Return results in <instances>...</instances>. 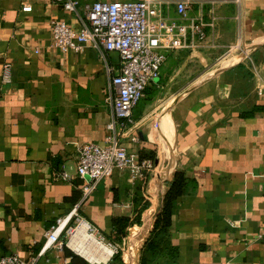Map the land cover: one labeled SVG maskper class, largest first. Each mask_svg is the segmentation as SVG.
I'll use <instances>...</instances> for the list:
<instances>
[{
	"label": "crops",
	"instance_id": "0c3cea01",
	"mask_svg": "<svg viewBox=\"0 0 264 264\" xmlns=\"http://www.w3.org/2000/svg\"><path fill=\"white\" fill-rule=\"evenodd\" d=\"M90 1L77 0L79 15ZM199 13L202 45L167 52L151 83L167 96L153 92L136 114L135 104L131 123L120 130L127 152L154 151V176L150 169L131 180L127 170L114 169L84 194L86 181L75 173L76 151L82 143L104 144L109 120L104 64L116 68L117 55L104 52L103 61L88 44L78 52L54 48L49 19L79 27L76 14L56 0H0V73L1 64L10 63L8 81L0 77V257L94 264L70 241L40 251L48 227L76 206L78 217L115 247L113 220L127 219L128 231L132 219L143 215L139 230L147 229L154 177H163L164 193L179 170L185 191L171 201L165 233L146 242L151 251L142 253L143 264H264V111L241 116L264 106V0H190L185 19ZM161 14L174 18V4L162 3ZM237 39L249 60L227 57V46ZM163 112L169 118L164 131L156 122ZM61 170L66 179L56 177ZM147 238L125 253L126 264H135L143 239L139 264Z\"/></svg>",
	"mask_w": 264,
	"mask_h": 264
},
{
	"label": "built area",
	"instance_id": "2783aa9c",
	"mask_svg": "<svg viewBox=\"0 0 264 264\" xmlns=\"http://www.w3.org/2000/svg\"><path fill=\"white\" fill-rule=\"evenodd\" d=\"M56 1L63 10L76 14L79 27L74 29L61 19H49L47 28L54 48L61 52H78L88 44L103 61L104 52H114L118 58L114 69L104 64L105 71L109 73L105 97L109 120L105 125L104 144L86 142L80 144L76 151L75 173L86 181L82 192H90L114 169L127 170L131 180L143 178L144 173L151 169V162L140 159L135 152L126 151L119 143L120 130L131 123V109L142 97L147 84L158 78L165 53L171 49H196L202 45L205 39L202 15L199 13L194 18L185 19L184 12L190 0H92L82 5L83 16L77 13V0ZM167 1L174 4V18L161 14V5ZM247 51L238 39L227 46V53L235 52L249 60ZM9 74L10 63L3 62L1 79L8 81ZM56 177L66 179L67 175L61 170ZM70 218H74L77 224L84 221L73 206L67 218L48 227L40 251L51 244L58 247L67 244L73 231L68 224ZM87 229L93 231L89 225ZM0 264H35V259L22 260L15 254H8L0 257Z\"/></svg>",
	"mask_w": 264,
	"mask_h": 264
},
{
	"label": "trees",
	"instance_id": "16d2710c",
	"mask_svg": "<svg viewBox=\"0 0 264 264\" xmlns=\"http://www.w3.org/2000/svg\"><path fill=\"white\" fill-rule=\"evenodd\" d=\"M145 90H146V87H145L143 93H145ZM260 111H264V106H255L250 111L243 113L241 116H251V115L255 114L256 112H260ZM138 155H139L140 159L146 158L151 162V165H153V161L155 158L154 151H151L148 153H142L141 152ZM186 183L187 182H186V179H185L182 171L175 170L172 173L171 179L167 183V188L163 193L161 207H160L158 213L155 215V218H154L153 223H152V227L148 233V238L144 242L145 245L143 246V248L140 251L139 264H143L142 253H144V251L148 250V249L151 251L150 245H147V249H146V242L147 243H149L150 241L154 242V240L157 239V237L162 236L165 233V230L169 225L171 201L173 199H175L176 197L180 196L185 191ZM147 204L148 203H145L142 206L141 210L145 209L147 207ZM126 221H127V219H122V218L115 219V221L113 220L112 225H113V228L115 229V232L119 235L117 238L119 241L122 237H124L126 235V231H125V222ZM138 221H139V217H135L132 219L130 224L136 223ZM143 239H141L139 241L138 247H139V245ZM114 250H116V248ZM111 258L117 259L119 261L118 250L113 252Z\"/></svg>",
	"mask_w": 264,
	"mask_h": 264
},
{
	"label": "rangeland",
	"instance_id": "374dc122",
	"mask_svg": "<svg viewBox=\"0 0 264 264\" xmlns=\"http://www.w3.org/2000/svg\"><path fill=\"white\" fill-rule=\"evenodd\" d=\"M168 52V51H167ZM167 52L165 53V55L167 54ZM224 54H226V52L224 53ZM225 55H222V57L220 58V59H216L215 61H213L212 62V64H215V63H220V61H222L223 59V57H224ZM227 57H230L231 58V60H234V61H238V58H239V56L235 53V52H229V53H227ZM164 62H165V60H164ZM163 62V63H164ZM163 65V64H162ZM161 65V66H162ZM160 66V67H161ZM160 70V69H159ZM157 81V79H153L152 80V82H156ZM149 85H151V86H149ZM151 87L153 88V91L151 90ZM167 90H165V92H166ZM153 92H154V96H156V98L157 97H166L167 96V94L164 92V90H163V88L162 87H154V85H152L151 83H149V84H147V86H146V90H145V93H143V95H142V97H140V99L137 101V103H136V107H135V109H134V111H135V114L139 111V108L144 104V102H146L147 101V99H149V98H151V96H152V94H153ZM156 122H157V126H159L160 128H161V130H163L164 131V129L166 128H164L163 129V124H166V126L168 125V115H167V113L166 112H163L159 117H158V119L156 120ZM156 126V127H157ZM158 154V153H157ZM157 154H156V159H157ZM158 165V164H157ZM157 165H155V164H153L152 165V167H151V171H150V175L151 174H153V176H154V172H155V169L157 168ZM170 167L172 166V161H171V163H170V165H169ZM156 177H154V179H155ZM154 181V180H153ZM161 189H163V185H162V187H161ZM153 206V208L155 207V201L154 200H152V202L150 203V205H149V208H151ZM141 219H142V216L139 218V221L138 222H136V223H133L132 225H130V227H134V226H138V227H140L141 226ZM71 226L73 227V228H76L77 227V223L75 222V221H73V223L71 224ZM88 230V229H87ZM89 232H91L95 237H97L101 242H103L105 245H107L111 250H112V254H113V252H115L116 250H118V253H119V261L117 260V259H112L111 257H112V254L110 255V257L107 259V261H105L104 263H100V264H126V262H125V260H124V255H125V253L128 251V249H129V243H130V233H128V231H126V236H125V238L122 240V241H118L117 243H116V245H115V247H114V245L112 246L110 243H107V242H105L104 240H102L100 237H98L93 231H90V230H88ZM146 234H148V233H146ZM145 234V235H146ZM71 238V237H70ZM70 238H69V240L68 241H70ZM67 241V242H68ZM142 243H143V240L141 241V243H140V245H139V247L137 248V251H136V254H135V264H138V255H139V250H140V247H141V245H142ZM116 248V250H114ZM133 251V250H132ZM95 264V263H94Z\"/></svg>",
	"mask_w": 264,
	"mask_h": 264
},
{
	"label": "bare ground",
	"instance_id": "6f19581e",
	"mask_svg": "<svg viewBox=\"0 0 264 264\" xmlns=\"http://www.w3.org/2000/svg\"><path fill=\"white\" fill-rule=\"evenodd\" d=\"M165 127H166V124H163V128ZM87 226L88 225L85 221H80L77 224V227L73 228V231L70 236L71 238H70L69 245L77 253H79L84 258H86L88 261L92 263H96V264L102 263L110 257L112 250L107 245H105L103 242H101L97 237H95L91 232H89L87 230L88 228ZM149 227L145 229L144 231L148 230ZM139 228L140 227L138 226H134L131 229L130 233L132 234V237L138 231H141L139 230ZM145 234L146 233H144L143 235ZM143 235L141 237H143ZM141 237L131 239L130 243H131V248L133 251L135 250L137 242Z\"/></svg>",
	"mask_w": 264,
	"mask_h": 264
},
{
	"label": "water",
	"instance_id": "95a60500",
	"mask_svg": "<svg viewBox=\"0 0 264 264\" xmlns=\"http://www.w3.org/2000/svg\"><path fill=\"white\" fill-rule=\"evenodd\" d=\"M163 181V177H156L153 181V185H154V193H155V207H154V210L152 212V221H151V225L149 227L148 230L144 231V230H141V231H138L132 238H137V237H141L144 233H148L149 230L151 229V226H152V223H153V220L155 218V215L158 213L160 207H161V202H162V197H163V192L161 190V183ZM145 221V217L143 218V215H142V219H141V225H143ZM133 227H129L128 229V233L131 232V229ZM132 251V248H131V243H129V249H128V252L130 253ZM112 254V253H111ZM89 262V261H88Z\"/></svg>",
	"mask_w": 264,
	"mask_h": 264
}]
</instances>
